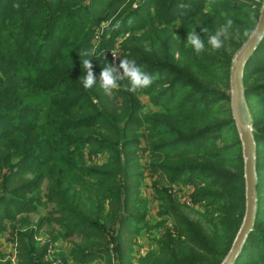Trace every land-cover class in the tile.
Instances as JSON below:
<instances>
[{
    "label": "trees",
    "instance_id": "obj_1",
    "mask_svg": "<svg viewBox=\"0 0 264 264\" xmlns=\"http://www.w3.org/2000/svg\"><path fill=\"white\" fill-rule=\"evenodd\" d=\"M263 1L0 0V235L9 233L17 264H47L48 243L36 242L45 227L52 241L79 238L70 241L74 264H134L132 242L147 228L148 210L139 154L156 178L165 232L137 264H222L246 208L229 78ZM222 13L234 25L226 48L214 52L202 29L213 33ZM193 29L205 39L199 56L184 46ZM116 45L122 59L159 78L138 93L127 81L112 96L98 83L85 90L82 60L99 80ZM254 50L241 83L255 142L256 209L234 264H264V37ZM183 188L191 206L204 204V223L181 205ZM48 204L29 229V216ZM55 256L67 261L63 252ZM0 264H11L1 251Z\"/></svg>",
    "mask_w": 264,
    "mask_h": 264
},
{
    "label": "rangeland",
    "instance_id": "obj_2",
    "mask_svg": "<svg viewBox=\"0 0 264 264\" xmlns=\"http://www.w3.org/2000/svg\"><path fill=\"white\" fill-rule=\"evenodd\" d=\"M144 0H142L143 2ZM255 1H259V0H255ZM141 2V3H142ZM18 4V3H17ZM21 4V3H20ZM138 7V4L133 5ZM107 27V24L101 25V29L102 31ZM102 31L99 34H95V36H93V40H92V46L93 48L91 49V53L93 54V51H95V49L98 47V42L100 40V34L102 33ZM116 49V48H115ZM111 61V60H110ZM140 100L144 103V105H146V110H153L154 107L150 104H148L147 99L141 97ZM86 153V151H84ZM147 155V154H146ZM146 155L144 154L142 155H138L140 157V164L143 167V175L145 176V180L143 183V187H141L140 192L143 198H145L146 200L148 199V210L146 212V217H145V222H146V227L144 230H142L138 236L135 237L134 241L132 242L133 246H132V251H133V256H132V262L134 264H137V259L139 257H144L146 254H148L149 251H155L158 249V244L157 241H160L163 238V234L165 232V228H163V226H160V219H158V213H159V209H157L158 207V203L155 202L154 198V194L152 192V187L151 184L154 181V179H156L152 174L149 173V171L147 170V167L149 166V160L148 157H146ZM45 187V183L42 185V189H44ZM178 191H180V195H185V197L187 198L188 194L191 192V190L189 189H185L183 188L182 190L177 189ZM181 205H183L186 209L187 212L190 214L191 218H193L195 221H201L204 223V221H206L207 218H205L207 215V211L206 208L204 206V204H199L198 206H191V204H187L185 202V200H181ZM51 205L48 204L46 206H43V208H39V213L37 214H31V216H29L30 218V223L31 226H29V229H35L36 223L38 222V220L43 217L45 214L48 213V211L51 210ZM165 226L167 227H171L168 223H165ZM53 228L56 229V227L52 226ZM44 231L41 232L39 235L36 236V242H37V246H44V244L48 243V249L50 248V250L52 251V256L49 258L48 256H46L45 260L47 264H56V256L59 257L58 255L63 252L67 261L64 262L62 259L57 260L58 263L57 264H74L72 263L70 257H69V253L70 250L73 247V244L70 243V241H72L73 243H78L79 242V238L73 237L70 238L68 240H64V239H58L56 241H52L51 238H49L48 234L50 233V229L49 228H43ZM10 235L9 233H4L3 235H0V251L4 254L5 259L9 262H11V264H17L18 260H17V249L14 243H12L10 240ZM90 264H103L101 262H99V260H96V262H92Z\"/></svg>",
    "mask_w": 264,
    "mask_h": 264
},
{
    "label": "water",
    "instance_id": "obj_3",
    "mask_svg": "<svg viewBox=\"0 0 264 264\" xmlns=\"http://www.w3.org/2000/svg\"><path fill=\"white\" fill-rule=\"evenodd\" d=\"M259 33V34H257ZM264 37V1L260 10V17L258 23L249 37L247 42L243 45L237 55L234 57L229 85H230V108L231 116L235 122L236 131L242 145V155L244 159L243 172L245 180V213L242 220V225L233 240L232 247L222 264H234L239 251L244 244V240L251 232L253 220L255 215V142L252 137V120L247 109L246 102L243 96L242 75L244 65L248 58L255 51L257 44Z\"/></svg>",
    "mask_w": 264,
    "mask_h": 264
},
{
    "label": "clouds",
    "instance_id": "obj_4",
    "mask_svg": "<svg viewBox=\"0 0 264 264\" xmlns=\"http://www.w3.org/2000/svg\"><path fill=\"white\" fill-rule=\"evenodd\" d=\"M211 2V0H210ZM16 7H19L17 4ZM180 8H186L188 5L181 4ZM225 16L224 23L215 29L213 33H209L208 28H203L202 31L207 33V45L210 46L212 51H219L226 48V42L231 39V29L233 28L234 22L233 18ZM107 24V22H102ZM118 28L119 24L114 25ZM249 30L245 29L243 31V36L247 37L249 35ZM259 34V33H257ZM184 46L190 47L193 53L197 56L201 55L205 50V39H202L196 32L195 29L188 31L187 40ZM149 50V49H146ZM95 55L93 52L92 56ZM113 54V56H115ZM81 62V61H80ZM83 70L86 75L82 77V85L85 90H90L97 83L100 89L106 96H112L114 92L119 90L121 87V81H127L125 87L131 93H138L143 89L149 88L153 82L159 78L158 74H151L143 70L134 59L130 60L124 58L120 61L118 66L105 63L100 74L99 80H97L96 75L93 72V65L90 59H83L81 62Z\"/></svg>",
    "mask_w": 264,
    "mask_h": 264
},
{
    "label": "built area",
    "instance_id": "obj_5",
    "mask_svg": "<svg viewBox=\"0 0 264 264\" xmlns=\"http://www.w3.org/2000/svg\"><path fill=\"white\" fill-rule=\"evenodd\" d=\"M136 7L137 6H134V8H136ZM102 25H104V24H102ZM96 34H98V32ZM118 48H119V46L116 45L114 48H112L108 51V54H109L110 60H111V64L115 65V66H117L120 63V61L122 60L121 55L118 53ZM115 53H116V55L113 56V54H115ZM179 197L181 198V200H185V202L187 204H191V201L189 199V195L187 196V198L185 197V195H182V196L180 195ZM46 256H48L49 258L52 256V251L50 250V248L47 250L45 258H46ZM57 263H58V261L56 260V264Z\"/></svg>",
    "mask_w": 264,
    "mask_h": 264
}]
</instances>
